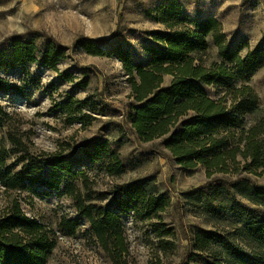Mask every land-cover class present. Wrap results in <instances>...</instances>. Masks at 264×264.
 <instances>
[{
    "label": "trees",
    "instance_id": "16d2710c",
    "mask_svg": "<svg viewBox=\"0 0 264 264\" xmlns=\"http://www.w3.org/2000/svg\"><path fill=\"white\" fill-rule=\"evenodd\" d=\"M147 15L167 30H134L149 39L146 62H136L132 49L122 45V30L109 39L82 36L76 41L89 54L115 56L123 63L134 101L123 114L128 127L118 125L122 139L93 136L68 154L37 156L21 140L11 138L15 152L23 153L18 158L19 170L7 164L9 151L0 141V181L7 189L36 192L41 187L45 195L58 192L70 198L79 218H64L62 233L73 236L80 220L87 221L99 244L121 264L122 255L128 252L122 217L133 213L140 220L152 218L166 210L170 198L159 192L153 176L116 184L110 192L94 195L88 188L87 173L78 165L94 162L108 173L120 175L136 166L119 151L128 133L141 142L162 138L164 148L179 165L189 169L201 165L207 171L208 182L183 192L186 204L205 209L212 219L226 212L235 221V231L227 235L198 228L189 241L187 264L196 257L204 264H264V184L251 177L264 174V114L246 125L245 116L259 113L261 107L250 86H238L264 66V47L243 55L245 42L227 44L216 18L184 19L178 0H164L155 14L148 9ZM210 35L221 60L204 65L202 56ZM68 48L49 37L38 44L32 34L10 36L0 50V71L37 61L56 70ZM167 75L173 79L163 85ZM209 86L225 94L213 98ZM8 89L14 86L0 77V91ZM228 95H232L230 103ZM8 117L0 104V128ZM217 172L235 177L212 179ZM152 228L159 236L171 233L163 224L153 223ZM50 235L44 224L27 216L15 201L0 216V264H47L56 245L55 236ZM231 236L245 239L250 250Z\"/></svg>",
    "mask_w": 264,
    "mask_h": 264
},
{
    "label": "rangeland",
    "instance_id": "374dc122",
    "mask_svg": "<svg viewBox=\"0 0 264 264\" xmlns=\"http://www.w3.org/2000/svg\"><path fill=\"white\" fill-rule=\"evenodd\" d=\"M163 1L0 0V50L6 39L16 34H32L38 44L49 37L69 47L56 70L37 61L24 68L0 71V77L14 86L0 91V104L9 115L0 128V141L9 151L8 165L19 170L18 158L23 154L15 152L11 138L21 140L30 154L37 156L68 154L93 136L122 139L118 125L128 127L123 114L134 101L123 63L115 56L89 54L76 41L82 36L109 39L122 30V45L132 49L136 62H146L145 46L149 39L134 30H167L147 15L148 9L155 14ZM178 1L183 6L184 19L216 18L227 44L245 42L243 55L264 47V0ZM207 41L208 49L202 56L204 65L221 60L212 35ZM172 79L171 75L165 76L163 85H169ZM244 85L253 89L261 107L259 113L245 116L246 125L250 126L264 114V66L249 80L238 82V86ZM207 89L213 98L225 94L215 86ZM228 99L230 103L232 95ZM123 140L119 151L136 166L113 175L100 164H80L78 168L87 173L88 188L97 195L110 192L116 184L153 176L159 192L170 198V205L149 219L140 220L133 213L122 217L128 252L122 255L121 264H187L191 252L189 241L198 228L215 229L226 235L235 231V221L226 212L212 219L205 209L186 204L183 192L209 181L203 166L189 169L179 165L164 148L162 138L141 142L128 133ZM218 177H235V174L212 175V179ZM251 177L264 184V174ZM78 184L83 186L81 181ZM36 190L7 189L0 181V216L17 201L27 216L45 225L56 239L47 264H117L96 240L87 221L80 220L73 236L62 233L60 224L64 218H79L70 198L58 192L45 195L41 187ZM153 223L165 225L171 233L159 236L152 228ZM231 239L250 250L242 237L231 236ZM192 264L204 262L196 257Z\"/></svg>",
    "mask_w": 264,
    "mask_h": 264
}]
</instances>
